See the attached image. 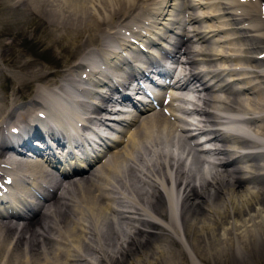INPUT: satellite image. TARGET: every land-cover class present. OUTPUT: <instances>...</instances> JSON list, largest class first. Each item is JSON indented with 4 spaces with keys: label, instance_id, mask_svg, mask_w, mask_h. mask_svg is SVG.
<instances>
[{
    "label": "bare ground",
    "instance_id": "obj_1",
    "mask_svg": "<svg viewBox=\"0 0 264 264\" xmlns=\"http://www.w3.org/2000/svg\"><path fill=\"white\" fill-rule=\"evenodd\" d=\"M139 1L145 4L149 0H0L2 9L11 6L22 13L18 17L11 10L0 17V36L13 35L12 42L1 44L3 48H8L9 53L3 61L9 62L11 57L15 61L11 65L14 73L7 77L17 88L13 93L17 96L21 90L35 87L33 98L29 100L30 105L21 107L24 112L19 116L20 122H25L22 124L23 137H26L24 129L28 132L35 119L34 112L31 113L29 107L39 102L40 110L35 109V112L45 110V121L50 123L44 126L41 122V126L54 135L60 129L70 141L68 147L76 155L67 159V155L64 157L61 154L60 174L77 171L82 167L87 169L89 163H93L88 170H80L74 175L80 176L78 180H72L74 176H66V185L62 183L55 192L48 190L53 187L47 178L49 173L43 170L47 161L42 158L37 160L40 164L43 162L41 166L27 169L30 179L26 175L22 178L16 176L10 195H5V204L12 205L0 204V209L3 210V214L0 212V264H183L181 252L188 255L190 264H202V261L212 264H234L232 262L235 261L244 264L248 260L245 258L250 256L251 260L263 259L264 187L255 178L264 175L258 173L264 172V154L242 155L235 149L227 150L224 144L230 141L241 145L247 142L228 138L217 131L222 126L227 134L236 132L251 135L242 127V121L238 122L239 114H259L264 111V67L254 56L264 53V27L256 14L255 3L241 5L235 4V0H216L217 3L208 6L209 0H193L197 3L183 0L180 7L181 10H194L196 5L208 6L210 10L207 9V14L213 16L209 18L214 21L213 24L206 23L196 28L194 24L199 22V18L189 14L186 21L192 26L190 32L195 41L193 44L197 47L192 46L191 37L184 29L178 43L185 52L188 60L185 66L189 67L193 80L204 79L208 83L213 81V86L219 87L217 91L206 87L207 95L201 106L195 105L198 126L214 129L208 133V143L215 147V152L209 157L223 161L221 165H215L216 168L204 165L207 154L198 153L197 145L192 146L194 138L188 141L183 139L180 122L182 123L185 113H177V105H174L176 99H172L167 107L171 116H176V122L171 124L166 117L161 116L163 120L158 123L153 121L155 116L145 115V119L150 118V125L140 127L132 123L121 137L118 136L119 132L113 133L97 126L98 131L89 138L92 143L89 144L82 137L83 133L89 132H82L81 128H77L76 121H72L74 117L82 125H87L86 120L89 118L84 113L89 110V106L76 103L70 105L78 99L75 97L80 96L73 83L64 80L53 90L49 87L53 81H50L51 78L47 79L49 73L43 68L36 69V66L31 68L30 60L24 59L21 53L16 54L19 47L13 42L16 36L28 34V29L32 27L31 13L38 10L39 4L47 8L48 12L45 14H50V17L46 15L49 26H46L47 35L44 34L47 37L45 44L56 45L57 50L64 53V61L83 42L88 44L87 42L102 35L104 42L109 44L115 40L118 34L116 30H129L125 27L126 24L114 25L117 18L125 20L136 13L129 18L132 26L151 19L162 20V24L168 25L169 18L164 19L163 16H170V8L175 5L176 0H152L153 7L147 5L141 9L149 13L150 19L145 20L141 17L143 12H136ZM91 3L92 9H89ZM263 5L264 3L261 4ZM239 10L241 14H238ZM210 38L216 41L213 47L209 44ZM114 42L118 44L117 41ZM90 45L101 49L100 43ZM116 49L113 46V50ZM256 49L260 50L255 52ZM84 52L82 50L75 63L66 66L72 74L88 62L89 57L83 56ZM90 64L97 69L95 56L91 58ZM202 64L203 66L195 68ZM21 74L28 77L24 78ZM91 82L93 83L92 80ZM217 92L222 93L223 97L219 98ZM10 96L11 94L0 92V132L3 130L5 115L11 117L7 110L15 108ZM104 100L108 102V99ZM68 105L72 109L66 112ZM184 105L194 104L186 101ZM90 109L97 119L102 120L99 116L104 110ZM92 122L94 125L95 122ZM248 123L256 126L259 133L264 135V118ZM53 124L60 127L52 131L55 127ZM157 125L161 128L156 129ZM13 127L16 126L11 128ZM121 127L119 124L118 129ZM0 139V164H6L8 162L1 159H6L3 149L8 138L1 134ZM17 140L18 136H13V141ZM75 144H78L79 150L72 147ZM261 146H264V141L254 145L255 148ZM122 148V152L126 153L125 158H120L118 163ZM63 153L66 154L65 151ZM49 158L48 166L53 169L56 166L55 160L53 157L46 159ZM107 166L114 168L109 179L105 176L106 173H100ZM3 170L0 168V171ZM193 172L202 174V179L197 184H194ZM37 184L45 197L42 201L43 209L49 222L45 223L44 216L39 212L35 219H28L19 230L13 231L9 223L27 221L25 192H32ZM252 184L256 187L250 186ZM140 187L150 195L152 201L143 202L144 198L134 192L136 189L140 190ZM237 188H242L241 193H237ZM19 189L22 190L21 193ZM164 193L167 197L166 210L161 209L159 198ZM103 194V209L98 211L95 208L96 200ZM177 201H180L181 209ZM178 211L181 214L179 226ZM208 216L209 219H206ZM145 217L155 221H147ZM157 217L166 222L160 223ZM66 233L70 239H66ZM251 237L255 238L254 242H261L251 243ZM173 242H177V247L172 248ZM232 250L234 257L230 253Z\"/></svg>",
    "mask_w": 264,
    "mask_h": 264
},
{
    "label": "rangeland",
    "instance_id": "obj_2",
    "mask_svg": "<svg viewBox=\"0 0 264 264\" xmlns=\"http://www.w3.org/2000/svg\"><path fill=\"white\" fill-rule=\"evenodd\" d=\"M21 2V1H20ZM264 2V1H263ZM252 3V2H251ZM138 5V4H137ZM39 6V8L37 7V11H35V13L33 14V13H31V20L32 21H30L31 22V25H32V27H30L29 29H28V34H26L25 36H16V38H15V40H14V42H13V44H16L17 45V47H19V48H17V51H19V52H16V54H18V53H21L22 54V57L25 59H28V60H30V62H32L31 64H30V66H31V68H35V66H36V69H38V68H43L44 70H45V72H47V73H50L49 74V76H48V80L50 79V80H54L55 79V77H56V75L58 74V70H62L63 68H65L70 62H72L74 59H75V57L78 55V53H79V51H80V47H78L77 49H74L73 50V52H72V54H71V57H68L65 61H64V59H63V55H64V53H62L61 51H58L57 50V48H56V45H52V43L51 44H48V46H46V44H45V42H47V37H45L44 36V34H46L47 35V33H46V26H49V24H48V18L46 17V15L47 16H49L50 17V14H45V13H47L48 11H47V8H45L44 7V5L43 6H41L40 4L38 5ZM91 6H92V3H91V5L88 7L89 9H92L91 8ZM3 7V6H2ZM2 7H0V17H3V16H5L6 15V13L8 12V11H11L12 10V14H17L18 15V17H21L22 16V13H19L18 11H16V9L14 10V8L13 7H11V6H9V8H6L7 6H5L3 9H2ZM42 7H43V10H44V12H43V10H42ZM143 7V6H142ZM142 7L141 6H137V10H136V12H142ZM40 8H41V10H40ZM45 8V9H44ZM8 9V10H7ZM256 9V14L257 15H259V9H258V5H257V7L255 8ZM6 11V12H5ZM39 11H41V12H39ZM3 12V13H2ZM17 12V13H16ZM37 13V14H36ZM42 16H41V15ZM21 15V16H20ZM34 15V16H33ZM134 15H136V13H133L132 15H130V16H134ZM37 16V17H36ZM46 17V18H44V17ZM39 17H41V18H39ZM42 17H43V20H42ZM38 19V20H37ZM46 19V20H45ZM118 20H120L121 22H122V19L121 18H117L116 19V21H118ZM41 21V22H40ZM38 22V23H37ZM123 23V22H122ZM43 24V25H42ZM264 25V24H263ZM40 26V27H39ZM45 26V27H44ZM43 29H42V28ZM43 30V31H42ZM35 31V32H34ZM41 33V34H40ZM31 35V36H30ZM41 35H43V36H41ZM38 36V37H37ZM8 37V38H7ZM28 37V38H27ZM29 37H31V38H29ZM98 38L100 37V35L99 36H97ZM4 39V40H3ZM12 39H13V35H7V36H0V43H2V42H12ZM43 39V40H42ZM10 40V41H9ZM18 40H20V41H18ZM24 41H25V43H24ZM6 42V43H7ZM27 44V45H26ZM37 44V45H36ZM20 45H22V46H20ZM25 45V46H24ZM24 46V47H23ZM46 46V48H44ZM57 46H58V44H57ZM21 47V48H20ZM28 47V48H27ZM2 47V45H0V49L1 50H3V52L0 50V52L2 53V57H1V53H0V61L2 62V65H0V68H4V70L2 71V73H1V78H0V92H1V94H4V92H6L8 95H9V93L10 92H12L13 90H14V85L11 83V82H9V80H7V79H5V77L8 75V76H11L12 75V73H14L12 70H13V68H12V66L11 65H14V63H15V61L13 60V57H11V60L8 62H6V61H3L5 58H7L6 57V55L7 54H9L8 52H7V50H8V48H3ZM18 49H20V50H18ZM26 49V50H25ZM22 50V51H21ZM258 50H260V49H258ZM43 53H42V52ZM49 51H50V53H49ZM54 51H56V52H54ZM23 52V53H22ZM68 52V51H67ZM25 53V54H24ZM54 53V54H53ZM58 53V54H57ZM68 53H71V52H68ZM4 55V56H3ZM48 55V56H47ZM61 56V57H60ZM44 57V58H43ZM51 57V58H50ZM59 57V58H58ZM256 57V56H255ZM260 61V63L261 64H263L264 65V60H259ZM63 62V63H62ZM11 63V64H10ZM37 64V65H36ZM39 64H40V66H39ZM6 65V66H5ZM9 66H11V67H9ZM5 71V72H4ZM60 71H59V74H60ZM21 76L23 77L24 76V78H27L28 77V75H26V74H21ZM1 85H2V87H1ZM3 85H6V87L5 86H3ZM33 87V86H32ZM31 87V89H25L26 90V93L28 92V93H30V94H32V90H33V88ZM25 94V92L23 91V92H21V93H19V95L18 96H23ZM250 98H251V96H250ZM252 99V98H251ZM255 101L257 100L256 98L254 99ZM252 113V112H251ZM257 114H258V112H256ZM264 118V111H262V112H259V115H258V120H260V119H263ZM147 126V125H146ZM142 127H144V126H142ZM120 147H122V145H120ZM124 150V148H122L121 149V152L119 153V155L120 154H122V155H118L119 157H118V163H120V158H123V156H124V158H125V154L126 153H124V152H122ZM107 169H108V171H107ZM114 170V168H111V167H105V168H103L102 170H101V173H103L104 172V174L106 173V177L108 176V179L110 178V176H112V174H113V171ZM109 173V174H108ZM259 174L261 173V174H263L264 172H258ZM103 174V175H104ZM108 174V175H107ZM77 178H79V177H77ZM256 180L255 181H258V183H259V185L260 186H262V188L264 187V175H258V176H256V178H255ZM105 181V180H104ZM258 185V184H257ZM258 185V186H259ZM246 186H247V184H246ZM250 186H252V187H256L255 185H250ZM136 188V187H135ZM141 188V187H140ZM243 188H245V187H243ZM260 188V187H259ZM241 189L242 188H237V190L239 191V192H237V193H241L240 191H241ZM197 190H199V189H197ZM134 192H138V190L136 189V190H134ZM139 193V192H138ZM139 196H142L141 194H138ZM159 198H160V201H161V208H163V206H164V199L162 198V196L161 195H159ZM101 201H100V200ZM153 200V199H152ZM88 201V200H87ZM98 201H100V202H98ZM96 203L97 204H95V208H97V210L98 211H101V209H103V204L102 203H104V200H103V198H98L97 200H96ZM100 208H98V207ZM206 219H209V216L206 218ZM192 220V219H191ZM193 232V229L191 230V233ZM193 234V233H192ZM251 236L253 235V234H250ZM189 235L187 234V237H188ZM191 237H192V235H191ZM255 237V236H254ZM254 237H251V240L253 241H251V243H260L261 241H258V242H254L255 241V238ZM173 245V247L172 248H174V247H177V245L178 244H176V243H172ZM257 245V244H256ZM76 246V245H75ZM231 256L232 257H234V250H232L231 252ZM181 255H182V258H183V264L185 263V264H190V260H189V258H188V255L186 254V253H184V252H181ZM184 256V257H183ZM247 261L244 263V264H257V262H258V264H264V256H263V259H261V258H256V260L255 259H252L251 260V256L249 257V258H245ZM262 261V262H261ZM248 262V263H247ZM232 263H234V264H240V263H238V262H235V261H233ZM125 264V263H124ZM202 264H212V263H210V262H205L204 263V261H202Z\"/></svg>",
    "mask_w": 264,
    "mask_h": 264
}]
</instances>
